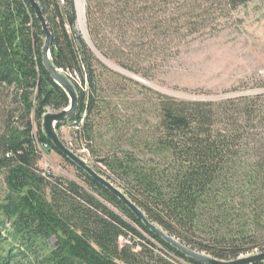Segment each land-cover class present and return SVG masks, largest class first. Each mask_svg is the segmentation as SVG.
<instances>
[{
    "label": "trees",
    "instance_id": "1",
    "mask_svg": "<svg viewBox=\"0 0 264 264\" xmlns=\"http://www.w3.org/2000/svg\"><path fill=\"white\" fill-rule=\"evenodd\" d=\"M36 1L52 63L77 94L75 114L57 132L70 125L76 147L100 166L93 169L190 249L223 260L264 251V91L178 99L95 53L153 79L187 37L248 0H83L88 40L75 0ZM43 41L27 0H0V99L11 98L0 107V264H206L154 234L45 137L44 113L69 97L42 63ZM50 150L78 180L39 167ZM154 241L167 257L153 253Z\"/></svg>",
    "mask_w": 264,
    "mask_h": 264
},
{
    "label": "rangeland",
    "instance_id": "2",
    "mask_svg": "<svg viewBox=\"0 0 264 264\" xmlns=\"http://www.w3.org/2000/svg\"><path fill=\"white\" fill-rule=\"evenodd\" d=\"M75 2L77 29L88 40L82 16L83 0ZM215 23L214 28L187 37L179 54L159 68L153 79L134 74L105 59L97 51L95 53L111 69L178 99L207 100L264 91L260 84L264 83V0H248ZM6 95L1 94L0 107L3 110L11 101ZM2 121L0 111V131ZM33 124L36 131V124ZM58 133L87 164L96 169L100 167L85 151L76 147L70 125L61 126ZM38 165L53 175L78 180L74 167L64 162L54 150L42 152ZM4 192V176L0 174V200ZM154 242L156 247L150 246L153 253L167 257L159 249L160 245ZM256 252L259 251L255 249L240 256ZM172 261L174 264H188L182 260Z\"/></svg>",
    "mask_w": 264,
    "mask_h": 264
},
{
    "label": "water",
    "instance_id": "3",
    "mask_svg": "<svg viewBox=\"0 0 264 264\" xmlns=\"http://www.w3.org/2000/svg\"><path fill=\"white\" fill-rule=\"evenodd\" d=\"M27 1L34 10V14L40 23L41 31L44 35V41L41 49L42 63L53 81L59 85L69 97V105L67 107L58 111H46L42 117L41 124L43 133L52 143L53 147L69 159L74 165L86 171L93 179L116 195L128 207V209L145 224L147 228H149L154 234L162 237L167 243L177 248L184 255L206 264H253L264 261V251H259L245 256H238L234 259L223 260L211 257L203 252L190 249L164 231L156 223L149 220L145 213L133 201H131V199H129V197H127V195L119 187L115 186L112 182L95 171L92 166L87 164L78 154L72 151L61 140L55 126L57 123L65 122L73 117L77 107V94L70 80L52 63L50 51L51 32L39 3L36 0ZM82 16L84 17V3H82Z\"/></svg>",
    "mask_w": 264,
    "mask_h": 264
},
{
    "label": "built area",
    "instance_id": "4",
    "mask_svg": "<svg viewBox=\"0 0 264 264\" xmlns=\"http://www.w3.org/2000/svg\"><path fill=\"white\" fill-rule=\"evenodd\" d=\"M82 151H85V149H82Z\"/></svg>",
    "mask_w": 264,
    "mask_h": 264
}]
</instances>
